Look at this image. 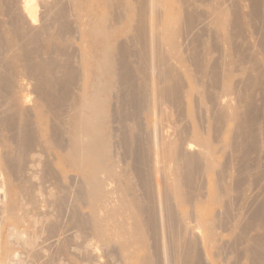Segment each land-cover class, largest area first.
I'll return each mask as SVG.
<instances>
[{
	"label": "rangeland",
	"instance_id": "obj_1",
	"mask_svg": "<svg viewBox=\"0 0 264 264\" xmlns=\"http://www.w3.org/2000/svg\"><path fill=\"white\" fill-rule=\"evenodd\" d=\"M11 1L12 0H0V264H137L140 255L142 256L145 251L147 253L149 252V261L150 263L153 262L152 264H161L162 262V264H171V259L168 257L174 252V247H177V243L173 241L174 239H172L168 231L170 228L168 216H166L169 215V212H166L168 211L166 210L168 206H171L169 208L172 215L175 212L173 216L178 220H180V216L184 211L189 212L190 209V212H194L195 210L199 211L201 217L209 216L217 219V217L220 216L222 219L218 217L217 222H219V220L221 222H219L220 224L218 223V226H216V223L214 224L215 226L204 228H195V222H193L194 220L192 217H190V222L187 219L184 221V223L189 226L190 223H193L190 227L187 226L189 227V233H187L189 236L186 235L184 237L188 238L181 239L187 242L186 244L182 241L185 243L183 249L186 251L183 250V252L180 253L184 255L183 258H188V264H194L195 262H197L195 264H203V262L204 264H241L244 262L251 264L253 261L251 258L249 260V258H242V256H237L236 254H238L237 251L243 249L245 246H252V243H254L252 239L254 237L259 235V238L264 239V216L262 213L258 212L262 210L261 206H264V0H244V2L243 0H189L190 2L185 4L186 6L180 4L181 2L177 0H160L162 2L158 0L161 4L157 3L158 7H153V9L147 7L149 9L147 11V5L145 6V10L142 9L144 8L143 5L140 7V0H84V14H87V17L80 14L78 19L74 10H71V13H69L70 11L66 12L67 21L71 23V25L68 23L69 28L66 30L62 25L58 27L60 24L55 23L56 27L54 26L52 30H39V38L35 41L37 44H35L34 41L32 42L28 36H31L33 30L38 31V29L35 30V28H40L41 25L39 24L42 23L38 19H41L42 22L45 19V7L41 6L42 4L36 7L35 15L36 18L38 17V22L36 20V23H30L32 21L29 20V17H25L27 20L24 19L25 22L19 20L21 24H19L20 27H17L18 25H11L10 23L13 22L11 21L9 23V19L19 16L22 4L20 3L21 0H15L16 2ZM48 1L52 2V0ZM80 1L81 0H71V8L80 11L79 9L83 8L80 5ZM140 2L142 3V0ZM131 3L134 5V9L129 11L125 6ZM219 3L221 5L223 3V7H227L228 17L226 18L229 20L228 23L232 24L227 23L226 27H224L226 30L224 31H222L223 29L220 30L221 28L219 30L217 28L219 21L217 20L218 18H216L218 14L216 8H219ZM9 4L14 5L11 6ZM124 4L126 5L124 6ZM136 4L139 5L137 6ZM7 6H9L8 9L14 10L12 12L11 10L8 11ZM123 8L126 10H123ZM235 10H237L238 14L240 13L239 15L237 14L240 17V21L238 20V24L236 23V25H234L235 22L232 20L233 16L236 14ZM22 11L21 15L23 16L24 12ZM116 11L119 19L117 20L121 21L118 22L119 25L117 24L118 26L112 39L116 41L117 45H120L117 46L119 49L116 51L119 54H116L120 56L119 58H121V60L117 65L116 62L118 60L115 61L114 59V63L112 62V68L115 65L114 68L117 70L115 73L118 75L115 74L111 80L112 82L106 84L105 89L111 88V90L107 89V91H105V104L103 106L105 114L110 117L108 118L106 116L107 122H105V124H108L104 125V128L110 132L108 133V142L110 144V161L113 163L111 165V172H116V174L121 177L119 178L121 183H118L120 181L115 182L113 179H106L107 176L105 173H99L97 176L103 179V181L102 179L99 181L102 183L104 182L102 185L104 186V191H106V197L108 196V198H106V201L108 200L106 205L109 204V207L117 206L119 204L117 202L120 201L117 197L120 198V194L119 191L118 194L117 192L115 193L116 189L118 190V187L122 188V186H129V188L126 189H128L130 195L127 194L126 196L125 193L126 199L130 197L127 200L131 199L135 202L137 201L136 204L138 203L140 208L142 207L141 211L144 210L145 212H141V217L139 213V217L143 220L144 235L147 236L145 237V241L147 242L135 248L133 252L134 258L131 257L130 261L126 259L125 255L123 256V253H120L122 248L118 244L113 245L114 247L106 246L102 244V242L100 243L101 240H99L97 236V238L95 237L93 230L95 219L93 218L94 214L90 203L92 202L93 204V201L95 202L98 200L99 196L96 193V195L94 193H89L90 187L86 184V180L82 173L79 170L71 168V166H69L70 162L67 159V152L69 150L67 145L71 137L70 133L66 132L69 131L70 128L68 126L72 119L71 115L75 116L77 112L75 110H77L80 104L78 102L80 99L81 101L91 99L90 97L93 93L95 78L97 77L96 79H98L99 76L97 75L98 70L95 68V62L96 60L98 61V51L99 48L103 46L104 40L90 35L88 27L90 23H92V17H97L104 13V15L109 14L113 19V14ZM149 11H152L151 14ZM233 11L235 12L234 14ZM139 13L141 15L144 14V16L146 15L145 18L148 19L140 20L141 15ZM11 14L16 15L11 17ZM42 14L45 15L43 16ZM120 14H122L120 16L121 18H119ZM189 16L194 18L188 29L191 30L190 32L186 30V33L183 32L184 34L180 32V35L181 33L183 35L178 40L180 49L186 58L184 61L178 60L175 57L173 58L171 47L169 50L168 47L170 45L168 46L167 43H164L163 46L160 44L158 45L156 42L152 41V39L151 41L148 39L150 36L147 37L148 42L145 43V41H142L137 36L139 35L137 31H141L142 29L151 30L150 27L156 26V23L164 22L165 19L169 17H171V19H176V21H178L177 23L180 25L182 22H185ZM156 18L158 20H156ZM215 22L218 24L216 25ZM15 28L17 31L19 28L18 34L17 31L14 30ZM55 32L58 38L55 36ZM22 33H24V35ZM218 33L221 34V36ZM226 38H229V41H227L228 39L226 40ZM45 39H49V44ZM12 41H14L13 46H9L10 43L12 44ZM8 46L11 48L9 49ZM15 46H17V48ZM33 47L35 49H33ZM157 47H161L162 49L160 48L161 50L159 51ZM22 48L23 50H28L27 52L30 55L28 54L27 57L29 60L26 59L27 57L22 59L20 56V60L19 57L15 58L13 56L16 55L13 52L16 51L15 53L18 54L22 51ZM41 49L42 51H40ZM165 50L171 53L172 58L164 53L166 52ZM160 52H163L165 56L170 59L162 56L163 53L160 54ZM121 61H124V63ZM160 61H164V64ZM35 62H43L45 66L48 65V76L49 74L55 75H52L53 79L49 76V79H51L48 80L47 84L43 82L44 80L41 81L40 75L37 76L41 70L35 71L32 68L34 71L32 70L31 72L30 67H34ZM226 65L232 72L231 78L229 79H226L223 75V70L225 68L222 69V67ZM28 68H30V70ZM43 71L46 73V69ZM50 71L53 73L51 74ZM70 73L74 75L72 76ZM170 73V76L167 75ZM110 77L111 76H108V78ZM49 81H53V83L50 84H57L58 87H63L60 89V92H62V94L64 93V96H61V93L58 92V87L55 86V88L57 87V94H60V96L57 95L55 88H53L54 86L52 85L51 87L55 91L48 85ZM42 86L51 88V92L53 90L52 93H55V96L57 95L53 98L54 95L52 96L50 94L52 98L49 96L48 99L51 98L49 101H55L56 98L62 97L60 102L59 99L56 100L58 101L56 103L57 107L51 106L52 109L50 107L51 104L47 106V102L42 100V89H40ZM92 86L93 88H90ZM227 86L230 88L228 91H225L224 87ZM89 89L92 90V93ZM62 90L66 91L63 92ZM88 91L90 94L87 93ZM172 92L175 95L169 94ZM82 97L85 98L83 99ZM76 101L79 103H77L78 105ZM39 103L40 106L36 105ZM58 104H60V109ZM225 108H227L228 111ZM224 110L229 112L226 113L230 115V117L228 115H226V118L223 116L224 114L222 111ZM38 111H42V117ZM56 112L60 113L57 114ZM86 113L88 114L89 112ZM221 113L223 114L222 116ZM26 120L27 122L25 123ZM56 120H58V122ZM8 121H10V123ZM18 122L19 124H17ZM53 128L55 130L56 128L59 129L61 132L58 131L59 134H62L59 139L61 140L60 145L63 143L64 151L62 150L63 146L59 148L58 146L55 147L54 144L51 146L49 144V148L46 150L44 148L43 150V146H46L45 144L43 145L42 142L44 141L45 143L48 140L47 142L50 143V139H53L51 136L53 134ZM22 131L25 133L28 132L27 135L31 136L32 140L34 139L31 141V145L27 146L28 148H25L24 151L19 148L21 145L19 143L20 141L17 139ZM131 135L133 139H131ZM197 135H202V137L208 140L207 143L212 147L211 148L208 144L212 150L210 155L217 164L220 165H217V170L215 169V171L205 173L198 172L196 177L193 178V182L195 183H191V187L194 185L197 191L194 190V187V189L191 188L194 191L193 193L189 191L192 195L194 194L193 196H198L199 199H201V204H197L198 200H194L193 203H196L195 205L181 204L180 202L179 204L176 201L174 202V199H169L171 196L169 194V188L171 186H184L182 184L183 179H180L181 181H173L169 178L174 170V163L168 162L169 164L167 163L165 165L166 161L164 162L162 158L163 143L169 141L175 142L174 140H177V142H179L177 147L180 149V152L181 150L182 152L184 151V153L187 151L185 155H194L197 158L198 155L204 154L202 152L204 146H199V143L195 141ZM177 136H179V141ZM128 141L129 144L127 143ZM138 148L141 149L139 150ZM21 151H23V154ZM17 155L23 156V159L21 157H16ZM205 155H200L197 159ZM18 160H20V162ZM181 166L183 165H180L179 169L181 170L182 168V175H185V169ZM163 168L167 169L164 170ZM181 171L180 173H182ZM199 176L202 180H200L201 178ZM24 179H27L26 182ZM219 182H223L222 184H226L227 186L230 185L228 187L233 188L232 191L231 188L229 191L230 201L227 202L229 204L228 206L227 203L223 205L213 201V197L217 193L216 190H218L217 187L221 184ZM91 183L92 182H90V185L93 186L92 184L94 181L92 184ZM22 184L29 185L30 188L33 187L32 196L34 201H31L29 196L22 192ZM62 186L64 187L62 188ZM199 188H201V190ZM116 195L118 196L116 197ZM168 195L170 196L167 197ZM209 195L210 197L207 198ZM19 197L21 202L18 201ZM26 197L29 199L27 200ZM13 205L15 208L19 205V208L14 209ZM10 208H13L14 211ZM9 210L14 213H10ZM227 210L230 214L227 213ZM252 212L255 214H252ZM104 213L105 212L100 209L98 218L104 217ZM224 213L227 215L229 214L228 217ZM258 213L262 216L259 215L258 218H256L257 220H254ZM231 215L233 217H236V215L240 217L241 215L240 220H247V223L240 221V229L237 228L231 232L230 229H228L232 222L231 218H233ZM251 215L255 216L252 217ZM16 217H18V219ZM92 218L94 220H92ZM149 219L152 220L150 221ZM249 219L254 220V222L248 227L247 224L250 222ZM152 221H155V225ZM181 223L182 222L178 224L183 225ZM243 225L245 227H243ZM193 228L196 230L192 231L194 230ZM241 229H244V234L240 233ZM209 230L216 231L215 233L217 235L212 232L213 235L211 236L212 243L218 240L215 242L216 244H208L209 238L207 234L211 233ZM240 234L244 237L246 234V239L240 240L241 237L238 239V237L241 236ZM219 237L220 239H218ZM247 240L249 241L247 242ZM261 241L263 243L260 247L261 260L259 264H264V241ZM229 244L232 245L230 246ZM217 245L218 247L220 246V249ZM236 247L239 250H237ZM238 258L242 259L240 260Z\"/></svg>",
	"mask_w": 264,
	"mask_h": 264
},
{
	"label": "bare ground",
	"instance_id": "obj_2",
	"mask_svg": "<svg viewBox=\"0 0 264 264\" xmlns=\"http://www.w3.org/2000/svg\"><path fill=\"white\" fill-rule=\"evenodd\" d=\"M12 1H15V0H12ZM11 1V2H12ZM67 1V2H66ZM141 1V0H140ZM139 1V3L141 4V6L140 7H142V5H143V7L144 8H142V9H144L145 10V6H146V8L148 7L149 9H153V7H158L157 6V3H160V2H162V1H158V0H142V3ZM177 1H179V2H181L180 4H186V3H189L190 1L189 0H177ZM217 1V0H216ZM221 1V0H220ZM224 1V0H223ZM257 1V0H256ZM8 2V1H7ZM16 2V1H15ZM67 3V5H66V3ZM83 2V3H82ZM136 2V1H135ZM193 2V1H192ZM215 2V1H214ZM219 2V1H218ZM229 2V1H228ZM243 2H244V0H243ZM242 2V3H243ZM21 4H22V6H21V8L23 9V11H22V9H20L22 12H24L23 13V16L21 15V11H20V14H19V16H18V14H17V16L18 17H14L15 15L14 14H11V17H14V18H10L9 19V23L12 21L13 23H10L11 25H15V26H17V27H20L19 26V24H21L20 22H19V20L20 21H24V19H26V18H28L29 17V20L30 21H32V22H30V23H33V22H35L37 19H38V17L36 18V7H38V5H40V4H42L41 6H43V7H45V12H46V17H45V19L43 20V22H42V20L41 19H38L42 24H39V25H41L40 26V28L39 27H37V28H35V30L36 29H38V31H34L33 30V32H31V36H28L29 37V39L33 42L34 41V43H35V41H37V39L39 38L38 36H39V30H41V31H47V30H49V29H51L52 30V28L55 26V23H57V24H60L58 27H60L61 25L63 26V28H65L66 30L69 28V25H68V23L71 25V23H70V21L68 22L67 21V14H66V12H68V11H70L69 13H71L72 11L71 10H74V13H75V15H76V17H78V16H80V14H82V15H85L84 13V7H83V5H84V0L82 1H80V5H81V7H83V8H80L79 10L80 11H76L75 9H72L71 7H72V4H71V0H52V2L50 1H48V0H42V1H40V0H21V2H20ZM124 3V2H123ZM257 3H259V2H257ZM264 3V2H263ZM8 4V3H7ZM161 4V3H160ZM194 4H195V1H194ZM213 4V3H212ZM253 4H254V2H253ZM6 5V4H5ZM9 5H14V4H9ZM71 5V6H70ZM126 4H124V6H125ZM137 5V4H136ZM139 5V4H138ZM137 5V6H138ZM183 5V6H184ZM219 5V8L217 7L216 8V10H218V11H216V12H218V14H217V16H216V18H218L217 20L219 21V25H218V30L220 29V30H222V31H224V30H226V29H224V27H226V25H227V23L229 22V20L226 18V17H228L227 16V7L225 8V6L223 7V3H222V5L219 3L218 4ZM225 5V4H224ZM227 5V4H226ZM238 5V4H237ZM240 5H241V3H240ZM255 5H256V2H255ZM19 6V5H18ZM118 6V5H117ZM160 6V5H159ZM186 6V5H185ZM8 7L9 6H7V9H8ZM42 7V8H43ZM127 7V8H126ZM234 7V6H233ZM232 7V8H233ZM256 7H257V5H256ZM5 8V7H4ZM11 8V7H10ZM13 8V7H12ZM18 8V7H17ZM40 8V7H39ZM70 8V9H69ZM120 8V7H119ZM125 8L127 9V10H129V11H131V10H133L134 9V5L131 3V4H128V6H125ZM125 8H123V10L125 9ZM146 9V11L147 10H149V9ZM162 8V7H161ZM196 8V7H195ZM231 8V9H232ZM44 9V8H43ZM125 9V10H126ZM157 9V8H156ZM214 9V8H213ZM9 10H11V9H8V11ZM14 9H12L11 10V12L13 11ZM122 10V11H123ZM143 10V11H144ZM190 10V9H189ZM6 11V10H5ZM18 11V10H17ZM83 11V12H82ZM120 11V10H119ZM138 11H140V10H138ZM155 11V10H154ZM153 11V12H154ZM186 11V10H185ZM193 11H194V9H193ZM236 11V14L233 16V18H232V20H233V22H235V24L234 25H236V23L238 24V20L240 19V17L238 16L239 14L237 13V10H235ZM264 11V10H263ZM7 12V11H6ZM44 12V13H45ZM92 12V11H91ZM145 12V11H144ZM150 12V11H149ZM148 12V13H149ZM152 12V11H151ZM151 12H150V14H151ZM157 12V11H156ZM259 12V11H258ZM262 12V11H261ZM7 13H9V12H7ZM74 13H72V14H74ZM110 13V12H109ZM121 13V12H120ZM124 13V12H123ZM146 13V12H145ZM191 13V12H190ZM235 12L233 11V14H234ZM140 14V13H139ZM141 14H142V12H141ZM140 14V15H141ZM147 14V13H146ZM238 14V15H237ZM263 14V13H262ZM13 15V16H12ZM40 15V14H39ZM43 15V14H42ZM45 15V14H44ZM43 15V16H44ZM71 15V14H70ZM97 15V14H96ZM122 14H120L119 15V18H121L120 16H121ZM157 15V14H156ZM155 15V16H156ZM187 15H189V14H187ZM192 15V14H191ZM245 15V14H244ZM72 16V15H71ZM74 16V15H73ZM86 17H87V14L85 15ZM118 15H117V11L113 14V19H112V17L111 16H109V14H107V15H104V13L103 14H100V15H98L97 17H92L93 19H92V23H90V26L88 27L89 28V33H90V35H93L94 37L96 36V37H98V39H101V40H104V44H103V46H101V48H99V51H98V49H97V51L99 52V57H98V61L96 60V69L98 70V74L97 75H99L98 76V79H96L95 78V84H94V88H93V86L92 87H90V88H93V93H92V90H90L89 89V91H91V93H92V96L90 97L91 99L90 100H84V101H81V99H80V101H76V104L78 105V108H77V110H75V111H77L76 112V114H75V116H72L71 115V121L69 122L70 123V125L68 126V127H70L69 128V131H65V130H63V131H65L66 133H70V137H71V140H70V142H69V144L67 145L68 146V148H69V150H68V152H67V159L69 160V162H70V165L69 166H71V168H73V169H76V170H79L81 173H82V175H83V177L85 178V182H86V184L90 187L89 188V190H90V192L89 193H96V194H98V200H96L95 202L93 201V204H92V202L90 203L91 204V207H92V209H93V218L95 219V225H94V235H95V237L97 236L98 238H99V240H101L100 241V243L102 242V244H104V245H106V246H113V245H115V244H118L121 248H122V250H121V252L120 253H123V256L125 255V257H126V259H129V261H130V259H131V257H133V252H134V250H135V248L136 247H138V246H141V245H143L144 243H146L147 241H145V237H147V236H145L144 235V225H143V220L140 218L141 217V212L143 211L144 212V210H142L141 211V209H142V207L140 208V206L138 205V203L136 204V202L134 201V200H127L128 198H130V197H128L127 199H126V197H125V193H126V196H127V194L128 195H130V193H128V189H126V188H129V186L128 187H126V186H122V188H119L118 187V190L116 189V191H115V193L117 192V194H118V191H119V194H120V198H118L117 196L118 195H116V197H117V199H119V200H117V201H119V202H117V203H119L118 205L117 204H113V205H117V206H114V207H109L108 205L109 204H107L106 205V203L108 202V200L106 201V198H108V196L106 197V191H104V186L102 185V184H104V182L102 183L101 181H99V180H101L100 179V177H98L97 175L99 174V173H105L106 174V179H113L115 182H118V181H120L119 180V178H121V177H119L118 176V174H116V172L115 173H113V172H111L112 170H111V165L113 164L111 161H110V156H109V152H110V150H109V142H108V133H110V132H108L105 128H104V125H106V124H108V123H106L105 124V122H107L106 121V119H107V117H108V115H106L105 114V110H104V104H105V91H107V89H110L111 90V88H107V89H105L106 88V84H108V83H110V82H112L111 80H112V78L114 77V75L116 74L115 72L117 71L114 67H115V65H114V71H113V68H112V66H113V64H112V62L114 63V59H115V61H117L116 62V65H117V63L121 60V58H119L120 56L118 55L119 53L118 52H116L117 51V49H119L117 46H120V45H117V43H116V41H114L112 38V36H114L113 34L116 32V29H117V26L119 25L118 24V22H120V21H118L119 19H118V17H117ZM137 16V15H136ZM139 16V15H138ZM146 16V15H145ZM145 16H144V14L143 15H141L140 17V20H144V19H148V18H145ZM159 16V15H158ZM258 16V15H257ZM26 17V18H25ZM75 17V16H74ZM128 17V16H127ZM160 17H161V15H160ZM185 17V16H184ZM191 17L192 16H189V17H187V20L185 21V22H182L180 25H179V23H177L178 21H176V19H174V18H172L171 19V17H169V18H167V19H165V21L164 22H162V23H156V26H152V27H150L151 28V30L150 29H142L141 31H137V33H139V35H137L138 36V38L139 39H141L142 41H145V43H147L148 42V40H147V37H149L148 39L151 41V39H152V41H154V42H156L158 45L160 44L161 46H163V44L164 43H167L168 44V48H169V50H170V47H171V53H172V55H173V58L175 57L176 59H178V60H181V61H184L186 58L184 57V53L182 52V50L180 49V44H179V38H181V36L184 34V33H186V30L187 31H189L190 32V30H188L189 28H190V26H191V21L194 19L193 17H192V19H191ZM230 17V16H229ZM241 17H242V15H241ZM123 18V17H122ZM155 18V17H154ZM175 18H177V17H175ZM180 18V17H179ZM264 18V17H263ZM78 19H79V17H78ZM118 19V20H117ZM160 19V18H159ZM185 19V18H184ZM231 19V18H230ZM27 20V19H26ZM38 20H37V22H38ZM156 20H158L157 18H156ZM231 20V21H232ZM237 20V21H236ZM117 21V22H116ZM146 21V20H145ZM182 21V20H181ZM240 21V20H239ZM1 22V21H0ZM25 22V21H24ZM27 22V21H26ZM39 22V23H40ZM74 22V21H73ZM139 22H141V21H139ZM143 22V21H142ZM153 22V21H152ZM180 22V21H179ZM232 22V23H233ZM242 22V21H241ZM6 23V22H5ZM8 23V24H9ZM36 23V22H35ZM34 23V24H35ZM77 23V22H76ZM244 23V22H243ZM118 24V25H117ZM151 24V23H150ZM193 24V23H192ZM215 24H216V22H215ZM218 24V23H217ZM216 24V25H217ZM228 24H231V23H228ZM23 25V24H22ZM21 25V26H22ZM24 25H25V23H24ZM33 25V24H32ZM140 25V24H139ZM142 25V24H141ZM146 25H147V23H146ZM232 25V24H231ZM240 25V24H239ZM87 26V25H86ZM16 27V28H17ZM56 27V26H55ZM154 27V28H153ZM9 28V27H8ZM16 28L14 29V30H16ZM24 28V27H23ZM33 28V27H32ZM78 28V27H77ZM142 28H144V27H142ZM55 29V28H54ZM65 29H64V31H65ZM23 30V29H22ZM30 30V29H29ZM61 30V29H60ZM71 30V29H70ZM148 30V31H147ZM17 31V30H16ZM15 31V32H16ZM55 31V30H54ZM63 31V30H62ZM69 31V30H68ZM67 31V32H68ZM150 31H151V34H150ZM221 31V32H222ZM18 32H19V28H18V31H17V34H18ZM58 32V31H57ZM61 32V31H60ZM66 32V33H67ZM146 32H148V33H146ZM180 32H184L183 34L181 33V35H180ZM219 32V31H218ZM24 33H27V32H24ZM24 33H22L23 35H24ZM56 33V32H55ZM223 33V32H222ZM16 34V33H15ZM16 34V35H17ZM44 34H46V33H44ZM47 34H49V33H47ZM50 34H51V32H50ZM49 34V35H50ZM192 34V33H191ZM219 34V33H218ZM21 35V34H20ZM28 35V34H27ZM135 35V34H134ZM195 35V34H194ZM220 36H221V34H219ZM55 36H57V33H56V35ZM137 36H136V38H137ZM186 36V35H185ZM192 36V35H191ZM190 36V37H191ZM223 36V35H222ZM11 37V36H10ZM27 37V36H26ZM26 37H24V38H26ZM47 37V36H46ZM48 37H50V36H48ZM59 37H61V36H59ZM70 37V36H69ZM69 37H68V39H69ZM76 37V36H75ZM93 37V38H94ZM225 37V36H224ZM1 38V37H0ZM22 38H23V36H22ZM22 38H20V39H22ZM51 38H52V36H51ZM57 38H58V36H57ZM129 38V37H128ZM133 38V37H132ZM135 38V37H134ZM13 39V38H12ZM42 39V38H41ZM54 39V38H53ZM96 39V38H95ZM187 39V38H186ZM197 39H198V37H197ZM221 39V38H220ZM228 39V40H227ZM14 40V39H13ZM19 40V39H18ZM30 40H29V42H30ZM46 40V39H45ZM45 40H43V41H45ZM57 40V39H56ZM72 40V39H71ZM117 40V39H116ZM134 40V39H133ZM147 40V41H146ZM185 40V39H184ZM203 40V39H202ZM226 40L227 41H229V38H226ZM2 41V40H1ZM16 41V40H15ZM25 41V40H24ZM47 41V43H48V41H49V39L48 40H46ZM51 41V40H50ZM118 41V40H117ZM141 41V42H142ZM21 42V41H20ZM27 42V41H26ZM52 42V41H51ZM55 42V41H54ZM58 42H59V39H58ZM180 42H181V40H180ZM183 42V41H182ZM196 42H199V41H196ZM9 43V42H8ZM13 43H14V41H12V44L10 43L9 44V46L10 45H12L13 46ZM28 43V42H27ZM31 43V42H30ZM43 43V42H42ZM41 43V44H42ZM62 43V42H61ZM60 43V44H61ZM119 43V42H118ZM20 44V43H19ZM35 44H37V42L35 43ZM34 44V45H35ZM49 44V43H48ZM47 44V45H48ZM57 44V43H56ZM153 44V43H152ZM155 44V43H154ZM157 44H156V46H157ZM186 44H187V42H186ZM199 44V43H198ZM32 45V44H31ZM45 45V44H44ZM71 45V44H70ZM69 45V46H70ZM184 45V44H183ZM192 45V44H191ZM8 46V47H9ZM57 46V45H56ZM146 46V45H145ZM150 46V45H149ZM152 46V45H151ZM16 48H17V46H15ZM37 47H38V45H37ZM36 47V48H37ZM45 47V46H44ZM121 47H122V45H121ZM120 47V48H121ZM165 47V46H164ZM188 47V46H187ZM11 47H9V49H10ZM50 48V47H49ZM48 48V49H49ZM63 48V47H62ZM158 49H159V51L162 49L161 47V49L159 48V47H157ZM167 48V47H166ZM33 49H35L34 47H33ZM70 49V48H69ZM157 49V50H158ZM20 50H21V48H20ZM47 50V49H46ZM53 50V49H52ZM144 50H146V49H144ZM1 51V50H0ZM28 50H23V48H22V51L21 52H19L18 54L17 53H15V52H13L14 54H16V55H13L15 58L16 57H19L20 58V56H21V58L23 59V58H25V57H27L28 56V52H27ZM40 51H42V49L40 50ZM58 51V50H57ZM70 51H71V49H70ZM155 51H156V49H155ZM163 51H164V49H163ZM166 51V50H165ZM185 51V50H184ZM49 52V51H48ZM54 52V51H53ZM67 52V51H66ZM120 52V51H119ZM146 52V51H145ZM43 53V52H42ZM80 53V52H79ZM116 53H118V54H116ZM156 53H157V51H156ZM161 53H163V52H160V54ZM165 54H167L169 57L171 56V53L170 52H164ZM163 53V55L162 56H165V54ZM6 54V53H5ZM34 54V53H33ZM37 54V53H36ZM148 54V53H147ZM158 54H159V52H158ZM157 54V55H158ZM186 54V53H185ZM30 55V54H29ZM50 55V54H49ZM12 56V55H11ZM190 56H192V55H190ZM189 56V57H190ZM13 57V58H14ZM53 57V56H52ZM159 57V56H158ZM165 57H167V56H165ZM169 57H167L168 59H170V58H172V56L169 58ZM18 58V59H19ZM21 58H20V60H21ZM30 58V57H29ZM32 58H34V57H32ZM79 58V57H78ZM160 58V57H159ZM192 58H194V57H192ZM17 59V60H18ZM27 60H29L28 59V57L26 58ZM25 59V60H26ZM52 59V58H51ZM68 59V58H67ZM82 59V58H81ZM80 59V60H81ZM164 59V58H163ZM187 59H188V57H187ZM24 60V61H25ZM26 60V61H27ZM48 60V59H47ZM59 60V59H58ZM147 60V59H146ZM172 60V59H171ZM197 60V59H196ZM54 61V60H53ZM126 61V60H125ZM145 61V60H144ZM148 61H149V59H148ZM165 61V60H164ZM163 61V62H164ZM19 62V61H18ZM21 62V61H20ZM28 62V61H27ZM63 62V61H62ZM68 62V61H67ZM121 62H123L124 63V61H121ZM161 62V61H160ZM163 62H161L162 64H164ZM197 62V61H196ZM13 63V62H12ZM22 63V62H21ZM25 63V62H24ZM39 63V62H38ZM34 63V67H32L31 65V72H32V70L34 69L35 71H39V70H41L40 72H41V74H40V72H39V74L37 75V76H41L40 77V79H41V81L42 80H44L43 82H46V84L48 83V80H50L51 78H52V75L53 76H55L54 74H52L51 73V71H50V73L52 74V75H50L49 74V76H51V78L49 79V76H48V62H47V66H45L44 65V63L42 64V63ZM60 63V62H59ZM32 64H33V62H32ZM36 64V65H35ZM54 64V63H53ZM56 64H58V63H56ZM65 64V63H64ZM193 64V63H192ZM9 65V64H8ZM16 65V64H15ZM27 65V64H26ZM125 65V64H124ZM123 65V66H124ZM147 65H148V63H147ZM23 66V65H22ZM51 66V65H50ZM49 66V67H50ZM94 66V65H93ZM122 66V65H121ZM121 66H120V68H121ZM129 66V65H128ZM159 66V65H158ZM165 66H166V64H165ZM229 66V65H228ZM13 67H15V66H13ZM25 67V66H24ZM54 67V66H53ZM78 67V66H77ZM118 67V66H117ZM148 67H149V65H148ZM164 67V66H163ZM11 68H12V66H11ZM30 68H28L29 70H30ZM33 68V69H32ZM72 68V67H71ZM225 68V69H224ZM46 69V73H45V71H43V70H45ZM51 69V68H50ZM55 69V68H54ZM60 69V68H59ZM118 69H119V67H118ZM214 69V68H213ZM222 69H224L223 70V72H224V76H225V78L226 79H229V78H231V74H232V72H231V69L229 68V67H227V65L225 66V67H222ZM25 70V69H24ZM33 70V71H34ZM48 70V71H47ZM132 70V69H131ZM162 70V69H161ZM160 70V71H161ZM15 71V70H14ZM163 71V70H162ZM27 72V71H26ZM57 72H58V70H57ZM56 72V73H57ZM60 72V71H59ZM65 72V71H64ZM71 72V71H70ZM130 72V71H129ZM164 72H165V70H164ZM163 72V73H164ZM168 72V71H167ZM217 72V71H216ZM222 72V73H223ZM17 73V72H16ZM37 73V72H36ZM73 73H75V72H73ZM219 73V72H218ZM72 73H70V75H71ZM96 74V73H95ZM120 74V73H119ZM127 74V73H126ZM125 74V75H126ZM221 74V73H220ZM12 75V74H11ZM74 74H72V76H73ZM77 75V74H76ZM116 75H118V74H116ZM129 75V74H128ZM167 75H171V73L170 74H167ZM218 75V74H217ZM28 76V75H27ZM108 76H111L110 78H108ZM169 76H167V77H169ZM222 76V75H221ZM15 77V76H14ZM33 77V76H32ZM75 77V76H74ZM127 77V76H126ZM218 77V76H217ZM11 78V77H10ZM16 78V77H15ZM39 79V78H38ZM40 79H39V81H40ZM53 79V78H52ZM73 79V78H72ZM221 79V78H220ZM15 80H17V79H15ZM57 80V79H56ZM2 81V80H1ZM11 81V80H10ZM40 81V82H41ZM54 81V80H53ZM53 81H49V84L48 85H50V87L53 85V84H50V83H53ZM94 81V80H93ZM120 81V80H119ZM114 82V81H113ZM10 83V82H9ZM55 84V83H54ZM92 84V83H91ZM113 84V83H112ZM41 85V84H40ZM43 85H45V84H43ZM62 85V84H61ZM115 85V84H114ZM131 85V84H130ZM54 87L53 88H55V86H57L58 87V85L57 84H55V85H53ZM113 86V85H112ZM111 86V87H112ZM134 86V85H133ZM56 87V88H57ZM60 87V86H59ZM57 88V89H59L58 90V92H60V89H62L63 87H60V88ZM78 87V86H77ZM110 87V86H109ZM222 87V86H221ZM52 88V87H51ZM51 88H47V87H45V86H42L40 89H42V100H44V102H47L46 104H47V106H49L50 104V107L51 106H55V107H57V105H56V103L58 102V101H56V100H58L59 99V102H60V100H62L61 98L62 97H59L60 96V94H57V89L55 88V90H56V94L57 95H59L58 97L59 98H56V100L54 101V100H52V101H49V99L51 100V98H52V96L55 94V93H52L53 92V90H52V92H51ZM113 88V87H112ZM131 88V87H130ZM230 87H224V90L225 91H228V89H229ZM10 89V88H9ZM81 89V88H80ZM168 89V88H167ZM179 89V88H178ZM198 89V88H197ZM54 90V91H55ZM109 90V91H110ZM136 90V89H135ZM199 90V89H198ZM222 90V89H221ZM63 92L64 91H66V90H62ZM89 91L87 92L88 94H90L89 93ZM110 92H112V91H110ZM131 92V91H130ZM136 92V91H135ZM171 92V91H170ZM13 93V92H12ZM61 93V96H64V93L62 94V92H60ZM163 93H164V91H163ZM173 93V92H172ZM172 93H169V94H171V95H175L174 93L172 94ZM52 96H51V95ZM168 94V93H167ZM56 95V96H57ZM84 95V94H83ZM83 95H81V96H83ZM170 95V96H171ZM51 97V98H49L48 99V97ZM55 95L53 96V98H55L56 97ZM78 96V95H77ZM112 96V95H111ZM165 96H166V93H165ZM164 96V97H165ZM15 97V96H14ZM73 97V96H72ZM172 97V96H171ZM175 97V96H174ZM215 97V96H214ZM16 98V97H15ZM78 98V97H77ZM80 98V97H79ZM83 98V97H82ZM85 98V97H84ZM83 98V99H84ZM131 98H132V96H131ZM22 99H24V98H22ZM82 99V100H83ZM88 99H89V97H88ZM23 101V100H22ZM66 101V100H65ZM75 101V100H74ZM127 101V100H126ZM132 101V100H131ZM50 102V103H49ZM63 102V101H62ZM73 102V101H72ZM106 102H108V101H106ZM130 102V101H129ZM20 103V102H19ZM41 103V102H40ZM40 103L39 104H36V105H38V106H40ZM131 103H134V102H131ZM24 104V103H23ZM42 104V103H41ZM45 104V103H44ZM45 104V105H46ZM61 104V103H60ZM60 104H58V107H59V105ZM17 105V104H16ZM72 105V104H71ZM75 105V104H74ZM135 105V104H134ZM64 106V105H63ZM75 107V106H74ZM102 107H103V109H102ZM133 107V106H132ZM138 107V106H137ZM16 108V107H15ZM14 108V109H15ZM52 108V107H51ZM113 108V107H112ZM115 108V107H114ZM134 108V107H133ZM53 109V108H52ZM59 109H60V107H59ZM59 109H58V111H59ZM135 109H136V106H135ZM218 109V108H217ZM225 109H227V108H225ZM51 110V109H50ZM56 110V109H55ZM130 110V109H129ZM219 110V109H218ZM222 110V109H221ZM15 111H17V110H15ZM20 111V110H19ZM45 111H46V108H45ZM52 111V110H51ZM51 111H50V113H51ZM114 111H116V110H114ZM133 111V110H132ZM227 111H228V109H227ZM227 111H222L223 112V114L221 113V116L223 115L225 118H226V115H228L227 113H229V112H227ZM39 112V111H38ZM53 112V111H52ZM73 112V111H72ZM86 112H89L88 114L86 113ZM227 112V113H226ZM40 113V115H41V117H42V111H40L39 112ZM38 113V114H39ZM57 114H59L58 112H56ZM55 113V114H56ZM37 114V115H38ZM43 114H45V113H43ZM65 114V113H64ZM71 114H73V113H71ZM125 114V113H124ZM183 114V113H182ZM53 115V114H52ZM197 115V114H196ZM16 116V115H15ZM25 116V115H24ZM51 116V115H50ZM58 116V115H57ZM57 116H55V117H57ZM70 116V115H69ZM107 116V117H106ZM112 116V115H111ZM115 116V115H114ZM120 116V115H119ZM220 116V115H219ZM229 117H230V115H228ZM227 116V117H228ZM5 117V116H4ZM122 117V116H121ZM126 117V116H125ZM27 118V117H26ZM65 118V117H64ZM69 118V117H68ZM108 118H110V117H108ZM183 118V117H182ZM223 118V117H222ZM25 119V118H24ZM229 119V118H228ZM10 120V119H9ZM17 120V119H16ZM234 120V119H233ZM57 122H58V120H56ZM59 121H60V119H59ZM68 121H69V119H68ZM119 121H121V120H119ZM9 123H10V121H8ZM24 122V121H23ZM27 122V120L25 121V123ZM31 122V121H30ZM67 122V121H66ZM1 123V122H0ZM14 123V122H13ZM45 123V122H44ZM53 123V122H52ZM7 124V123H6ZM16 124V123H15ZM17 124H19V122L17 123ZM22 124V123H21ZM58 124V123H57ZM45 125V124H44ZM52 125V124H51ZM56 125V124H55ZM62 125V124H61ZM16 126V125H15ZM22 126V125H21ZM24 126V125H23ZM53 126H54V124H53ZM57 126V125H56ZM140 126V125H139ZM11 127V126H10ZM67 127V128H68ZM22 128V127H21ZM58 128H61V127H58ZM16 129V128H15ZM30 129V128H29ZM118 129H119V127H118ZM130 129V128H129ZM20 130V129H19ZM27 130V129H26ZM25 130V131H26ZM41 130V129H40ZM50 130H51V127H50ZM68 130V129H67ZM21 131V130H20ZM60 132V130L59 129H57L56 128V130L53 128V134L51 135L52 136V138L53 139H50L51 141H50V143L49 142H47L46 141V139H45V143H44V141L42 142L43 143V145L45 144V146L46 147H44L43 146V150H44V148H45V150L46 149H48L49 147V144H50V146L52 145V144H54V146L55 147H59V148H61L62 146H63V143H62V145H60V142H61V140L59 139V138H61V135L62 134H59V132ZM122 131H123V129H122ZM130 131V130H129ZM30 132H31V130H30ZM50 132V131H49ZM52 132V131H51ZM139 132V131H138ZM179 132V131H178ZM28 133V132H27ZM27 133H25V132H23L22 131V133H20L19 135H18V137H17V139L20 141H18L19 143H20V145H21V147H19L21 150H23L24 151V149L25 148H28L27 146H30L31 144V141H33L32 140V137L31 136H28L27 135ZM34 133V132H33ZM61 133V132H60ZM112 133V132H111ZM46 134V133H45ZM136 134V133H135ZM177 134V133H176ZM185 134V133H184ZM14 136V135H13ZM60 136V137H59ZM124 136V135H123ZM141 136V135H140ZM147 136V135H146ZM156 136V135H155ZM184 136V135H183ZM248 136V135H247ZM110 137V136H109ZM143 137V136H142ZM163 137V136H162ZM178 138V141H179V136H177ZM181 137V136H180ZM46 138H48V137H46ZM49 138H50V136H49ZM48 138V139H49ZM62 138H63V136H62ZM67 138V137H66ZM136 138V137H135ZM42 139V138H41ZM127 139H128V137H127ZM131 139H133L132 138V135H131ZM138 139V138H137ZM136 139V140H137ZM140 139V138H139ZM171 139V138H170ZM135 140V139H134ZM143 140V139H142ZM159 140V139H158ZM183 140V139H182ZM192 140V139H191ZM15 141V140H14ZM65 141V140H64ZM63 141V142H64ZM109 141H110V139H109ZM115 141V140H114ZM175 142H166V143H163V148H162V153H163V156H162V158H163V161L165 162L166 161V163H165V165L169 162V163H171V162H173L174 163V170L172 171V175L171 174H169V175H171V176H173V177H171V176H169V178L171 179V180H173V181H177V180H179V181H181L182 179V184L184 185V186H182V187H175V186H169L170 188V193H169V191H168V193L171 195H168L167 197H169V199L170 198H172V199H174V202L176 201V202H180L181 204L183 203V204H188V205H195L196 203H193L194 202V200H198L197 202V204L199 205V204H201L202 203V201H201V199H199V197L197 196V197H195V196H193L191 193H190V191H192V193L194 192L191 188H193L194 187V185H193V187H191V183H195V182H193V178L194 177H196V174L198 173V172H209V171H215V169H216V167H217V165H220V164H217V162L214 160V158L210 155L211 154V145L209 144V143H207V141L208 140H206L204 137H202V135L200 136V135H197V138L195 139V141L196 142H198L199 143V146H201V147H203L204 146V149H202L203 151V153L204 154H200V155H205L204 157L203 156H201L199 159H197L200 155H198V157L196 158V156H194V155H189L188 156V154L187 155H185L186 153H187V151L184 153V151L182 152V150H181V152H180V149H178V147H177V144L179 143V142H177V140H174ZM192 141H194V140H192ZM17 142V143H18ZM67 142V141H66ZM136 142V141H135ZM177 142V143H176ZM47 143H48V145H47ZM111 143V142H110ZM126 143V142H125ZM128 144H129V141L127 142ZM132 143V142H131ZM188 143V142H187ZM210 143H211V141H210ZM210 145V147H209V145ZM212 144V143H211ZM138 145H139V143H138ZM257 145V144H256ZM61 146V147H60ZM128 146V145H127ZM131 146H132V144H131ZM143 146V145H142ZM162 146V145H161ZM66 147V146H65ZM187 147H188V145H187ZM224 147V146H223ZM63 148H64V146L62 147V150H63ZM225 148V147H224ZM224 148H222V149H224ZM139 149V148H138ZM141 149V148H140ZM139 149V150H140ZM29 150V149H28ZM225 150V149H224ZM23 151H21V153L23 152ZM64 151V150H63ZM128 151V150H127ZM161 151V150H160ZM205 151V152H204ZM215 151V150H214ZM223 151V150H222ZM19 152V151H18ZM146 152H148V151H146ZM150 152V151H149ZM20 153V152H19ZM26 153V152H25ZM24 153V154H25ZM137 153V152H136ZM215 153V152H214ZM23 154V153H22ZM131 154V153H130ZM149 154V153H148ZM184 154V155H183ZM196 154V153H195ZM19 155V154H18ZM16 156V157H21V156ZM120 155V154H119ZM124 155V154H123ZM197 155V154H196ZM148 156V155H147ZM193 156V157H192ZM54 157V156H53ZM116 157V156H115ZM22 159H23V156L21 157ZM26 158V157H25ZM118 158V157H117ZM161 158V157H160ZM18 159V158H17ZM141 159V158H140ZM161 160V159H160ZM19 162H20V160H18ZM140 161V160H139ZM145 161V160H144ZM147 161V160H146ZM163 162V163H164ZM12 163V162H11ZM22 163V162H21ZM132 163V162H131ZM146 163V162H145ZM168 163V164H169ZM219 163V162H218ZM143 164V163H142ZM180 165H183V166H181V167H183L185 170V175H182L183 174V172L181 171L182 170V168H181V170L179 169V167H180ZM144 166V165H143ZM20 167V166H19ZM23 168V167H22ZM149 168V167H148ZM169 168V167H168ZM113 169V168H112ZM164 170L165 169H167V168H163ZM22 170V169H21ZM53 170V169H52ZM116 170V169H115ZM134 170V169H133ZM178 170H180L182 173H180V171H178ZM217 170V169H216ZM124 171V170H123ZM142 171V170H141ZM14 172V171H13ZM126 172V171H125ZM143 172V171H142ZM150 172V171H149ZM179 172V173H178ZM243 172V171H242ZM117 173H119V172H117ZM228 173V172H227ZM104 174V175H105ZM144 174V173H143ZM122 175V174H121ZM238 176V175H237ZM240 176V175H239ZM59 177V176H58ZM67 177V176H66ZM70 177V176H69ZM76 177V176H75ZM137 177H138V175H137ZM143 177V176H142ZM200 177V176H199ZM221 177V176H220ZM236 177V176H235ZM243 177V176H242ZM125 178V177H124ZM128 178V177H127ZM133 178H135V177H133ZM145 178H146V176H145ZM149 178V177H148ZM201 178V177H200ZM222 178V177H221ZM73 179H75V178H73ZM123 179V178H122ZM121 179V180H122ZM141 179V178H140ZM181 179V180H180ZM220 179V178H219ZM25 180V179H24ZM27 180V179H26ZM26 180H25V182H26ZM29 180V179H28ZM134 180V179H133ZM196 180H198V179H196ZM200 180H202V178L200 179ZM218 180V179H217ZM231 180V179H230ZM236 180V179H235ZM73 181V180H72ZM93 181H94V183H93ZM102 181H103V179H102ZM238 181V180H237ZM90 182H92L91 184L93 185V186H91L90 185ZM145 182V181H144ZM171 182V181H170ZM202 182V181H201ZM231 182V181H230ZM229 182V183H230ZM235 182V181H234ZM54 183V182H53ZM82 183H83V181H82ZM118 183H121V181L120 182H118ZM219 183H221V182H219ZM223 183V182H222ZM221 183V184H222ZM228 183V184H229ZM241 183V182H240ZM29 184V183H28ZM61 184H62V182H61ZM66 184V183H65ZM174 184V183H173ZM217 184V183H216ZM221 184H219V185H221ZM30 185H31V182H30ZM86 185V186H87ZM120 185V184H119ZM126 185V184H125ZM128 185V184H127ZM145 185H146V183H145ZM171 185V184H170ZM175 185V184H174ZM218 185V187H217V189L218 190H216L217 191V193H216V195L213 197V201L215 202V203H218V204H223V205H226V203L227 202H229L230 201V199H229V197H230V194H229V191H230V188L231 187H228V186H230V185H226V184H222L221 186H219ZM56 186V185H55ZM72 186V185H71ZM76 186V185H75ZM121 186V185H120ZM147 186V185H146ZM149 186V185H148ZM151 186V185H150ZM195 186H196V184H195ZM203 186V185H202ZM235 186V185H234ZM61 187V186H60ZM64 186H62V188H63ZM77 187V186H76ZM131 187V186H130ZM200 187H201V185H200ZM21 188H22V192H24V194H26V195H28L29 196V198H30V200L32 201L33 200V196H32V191H33V187L32 188H30L29 187V185L27 186V185H23L22 184V186H21ZM54 188V187H53ZM74 188V187H73ZM88 188V187H87ZM195 188V187H194ZM193 188V189H194ZM202 188V187H201ZM201 188H199L200 190H201ZM216 188V187H215ZM32 189V190H31ZM85 189V188H84ZM103 189V190H102ZM106 189V188H105ZM167 189V188H166ZM198 189V188H197ZM232 189L233 188H231V191H232ZM59 190V189H58ZM111 190V189H110ZM109 190V191H110ZM114 190H115V187H114ZM132 190V189H131ZM130 190V191H131ZM168 190V189H167ZM190 190V191H189ZM194 190H196V188L194 189ZM35 191V190H34ZM56 191V190H55ZM62 191V190H61ZM64 191V190H63ZM86 191V190H85ZM129 191V192H130ZM197 191V190H196ZM21 192V191H20ZM19 192V193H20ZM37 192V191H36ZM58 192V191H57ZM87 192H88V190H87ZM112 192H113V190H112ZM243 192V191H242ZM64 193V192H63ZM108 193V192H107ZM114 193V192H113ZM131 193H133V192H131ZM200 193V192H199ZM23 194V193H22ZM78 194V193H77ZM95 194V195H96ZM134 194V193H133ZM136 194V193H135ZM167 194V193H166ZM197 194V193H196ZM201 194V193H200ZM203 194H205V193H203ZM19 195V194H18ZM20 195H21V193H20ZM34 195V194H33ZM108 195V194H107ZM198 195V194H197ZM234 195V194H233ZM238 195V194H237ZM17 196V195H16ZM53 196V195H52ZM58 196V195H57ZM110 196V195H109ZM165 196V195H164ZM205 196V195H204ZM242 196V195H241ZM21 197V196H20ZM20 197H19V202H21L20 201ZM59 197V196H58ZM77 197V196H76ZM79 197V196H78ZM94 197V196H93ZM155 197V196H154ZM166 197V196H165ZM201 197H202V195H201ZM210 197V195L207 197V198H209ZM28 198V199H29ZM81 198V197H80ZM132 198V197H131ZM135 198H136V196H135ZM134 198V199H135ZM21 199H23V198H21ZM26 199H27V197H26ZM27 199V200H28ZM34 199H35V196H34ZM137 199V198H136ZM56 200V199H55ZM60 200H61V198H60ZM85 200V199H84ZM110 200V199H109ZM164 200H166V199H164ZM168 200V199H167ZM34 201V200H33ZM56 201H58V200H56ZM65 201V200H64ZM64 201H62V202H64ZM169 201V200H168ZM173 201V200H172ZM25 202V201H24ZM23 202V203H24ZM59 202V201H58ZM164 202V201H163ZM232 202V201H231ZM65 203H67V202H65ZM141 203V202H140ZM155 203V202H154ZM178 203H176V204H178ZM179 203V204H180ZM16 204H18V203H16ZM29 204H30V202H29ZM54 204H56V203H54ZM236 204V203H235ZM262 204V203H261ZM63 205V204H62ZM164 205V204H163ZM167 205V204H166ZM229 204L227 203V206H228ZM19 206V205H18ZM14 207V205H13V208L14 209H17V208H19V207ZM61 206V205H60ZM65 206H66V204H65ZM111 206V205H110ZM149 206V205H148ZM168 206V205H167ZM10 207H11V205H10ZM23 207V206H22ZM57 207V206H56ZM169 207H171V206H168L167 208H166V210H168V211H166L167 213L169 212V215H166V216H168L167 218H168V224H169V226H170V228H169V226H168V231H169V233H170V236L172 237V239H174L173 241H176V243H177V247H174L175 248V250H174V248H173V250H174V252L173 251H171V252H173V253H171L170 254V256L168 257V258H170L171 260V264H188L189 262H188V258L186 259L185 257V259L183 258V256L184 255H181V253L180 252H183V250H185V249H183L184 248V244L186 243L187 244V242H185L184 240H181V239H184L185 237L184 236H186V235H188L187 233H189L188 231H189V227L191 226V224H193V223H190V226L189 225H187V224H185L184 223V221H186V219L189 221L191 218L190 217H192L193 218V222H195L194 224H195V228H204V227H212V226H215L214 224H216V226H218V223L220 222V220H219V222H217L218 220V217L220 218V216H216L217 217V219L216 218H213V217H201V215H200V213H199V211H194V212H190L191 211V209H190V211L188 212V211H184L183 213H182V215L180 216V220H178L177 218H175V216H173L174 214H175V212H174V214L172 215V212H171V210H170V208ZM262 208V210H259L258 212H260V213H262V215L264 216V206H261ZM9 208V207H8ZM13 208L11 209V210H13ZM58 208V207H57ZM62 208V207H61ZM152 208V207H151ZM192 208V207H191ZM100 209L101 210H103L105 213V216L103 217L102 216V218H98V214H99V212H100ZM172 209V208H171ZM257 209V208H256ZM259 209V208H258ZM20 210H22V209H20ZM63 210V209H62ZM221 210V209H220ZM226 210V209H225ZM237 210V209H236ZM7 211V210H6ZM14 211V210H13ZM13 211H11V212H13ZM64 211V210H63ZM67 211V210H66ZM172 211H174V210H172ZM9 212H10V210H9ZM10 212V213H11ZM71 212V211H70ZM225 212V211H224ZM232 212V211H231ZM14 213V212H13ZM16 213H17V211H16ZM65 213V212H64ZM63 213V214H64ZM139 213H140V217H139ZM145 213V212H144ZM190 213H193V214H190ZM227 213H229L228 212V210H227ZM260 213H258V214H256L257 216H255V215H251L252 217H254L255 216V218H254V220H257L256 218H258V216L259 215H261ZM156 214V213H155ZM225 214V213H224ZM223 214V215H224ZM230 214V213H229ZM228 214V215H229ZM235 214V213H234ZM252 214H255V213H253L252 212ZM18 215V214H17ZM20 215V214H19ZM192 215V216H191ZM219 215V214H218ZM225 215H227V214H225ZM228 215H227V217H228ZM261 215V216H262ZM153 216V215H152ZM232 216V215H231ZM22 217V216H21ZM67 217V216H66ZM179 217V216H178ZM227 217H226V219H227ZM233 217V216H232ZM245 217V216H244ZM17 219H18V217H16ZM92 218V220H94ZM149 218V217H148ZM151 218V217H150ZM156 219V218H155ZM179 221H177V220ZM221 219V218H220ZM241 219V215H240V217H239V215H236V217L234 216L233 218H231V220H232V222H231V224H230V226H229V228L228 229H230V231L231 232H233L232 230H235V229H237V228H239L240 229V224H241V222L243 221H241L240 220ZM253 219V218H252ZM128 220H130V221H128ZM150 221L152 220V219H149ZM222 220V219H221ZM228 220V219H227ZM250 220V222L247 224L248 225V227L254 222V220H251V219H249ZM19 221V220H18ZM191 221V220H190ZM189 221V222H190ZM241 221V222H240ZM247 221V220H246ZM245 220L243 221V223L244 222H246ZM153 222V221H152ZM155 222V221H154ZM154 222H153V224H154ZM180 222H182L181 224H183V225H179L178 223H180ZM225 222V221H224ZM223 222V223H224ZM151 223V222H150ZM188 223V222H187ZM221 223V222H220ZM219 223V224H220ZM247 223V222H246ZM257 223V222H256ZM152 224V223H151ZM150 224V225H151ZM259 224V223H258ZM155 225V224H154ZM263 225V224H262ZM152 226V225H151ZM151 226H149V227H151ZM187 226H189V227H187ZM260 226V225H259ZM194 227V226H193ZM242 227V226H241ZM243 227H245L244 225H243ZM242 227V228H243ZM247 227V226H246ZM81 228V227H80ZM220 228V227H219ZM87 229V228H86ZM85 229V230H86ZM154 229V228H153ZM158 229V228H157ZM194 229V228H193ZM210 229V228H209ZM214 229V228H213ZM196 229H194V230H192V231H195ZM210 231V230H209ZM227 231V230H226ZM229 231V230H228ZM242 231V232H241ZM241 231H240V233H243L244 234V229L242 230L241 229ZM158 232V231H157ZM191 232V231H190ZM211 233H209V234H207L208 235V238H209V241H208V244H216L215 242L216 241H218V240H215V242H213L212 243V241H211V236L213 235L212 234V232H214V231H210ZM216 232V231H215ZM214 232V234H216ZM28 233V232H27ZM192 233V232H191ZM194 233V232H193ZM229 234V233H228ZM235 234V233H234ZM237 234V233H236ZM147 235V234H146ZM196 235V234H195ZM217 235V234H216ZM241 235V234H240ZM189 236V235H188ZM247 235L245 234V237H246ZM259 236V235H258ZM258 236H256V237H254L252 240V242H254V243H252L253 245L252 246H245L243 249H241V250H239V249H237V247H236V249L237 250H239V251H237V253L238 254H236L237 256H242V258H249V260H250V258L253 260H251L252 261V263L251 264H259V262H260V260H261V256H260V247L262 246V241L261 240H263L264 241V239H261V238H259ZM96 237V238H97ZM191 237V236H190ZM241 237V238H240ZM243 235H241V236H239L238 237V239L240 238V240L242 239V240H244V238H245ZM186 238H188V237H186ZM185 238V239H186ZM249 238V237H248ZM147 239V238H146ZM168 239V238H167ZM218 239H220V237L218 238ZM246 239V238H245ZM251 239V238H250ZM162 240V239H161ZM189 240V239H188ZM190 240H191V238H190ZM190 240H189V242H190ZM240 240H238V241H240ZM154 241V240H153ZM182 241H184L185 243H183ZM237 241V240H236ZM246 241V240H245ZM244 241V242H245ZM249 240H247V242H248ZM155 242V241H154ZM158 242V241H157ZM168 242V241H167ZM192 242V241H191ZM161 243V242H160ZM153 244V243H152ZM219 244V243H218ZM241 244H242V242H241ZM249 244V243H248ZM118 245H116V246H118ZM154 245V244H153ZM189 245V244H188ZM193 245H194V242H193ZM222 245V244H221ZM230 245V244H229ZM232 245V244H231ZM230 245V246H231ZM243 245H244V243H243ZM216 246V245H215ZM242 246V245H241ZM114 247V246H113ZM217 247H218V245H217ZM220 247V246H219ZM218 247V248H219ZM118 248V247H117ZM120 248V249H121ZM146 248V247H145ZM158 248V247H157ZM199 248V247H198ZM149 249V248H148ZM154 249V248H153ZM171 249V248H170ZM190 249V248H189ZM220 249V248H219ZM234 249H235V247H234ZM263 249H264V247H263ZM263 249H262V251H263ZM118 250V249H117ZM191 250V249H190ZM196 250V249H195ZM230 250V249H229ZM112 251V250H111ZM186 251V250H185ZM196 252H198V251H196ZM225 252V251H224ZM136 253V252H135ZM191 253V252H190ZM194 253H195V251H194ZM148 254H149V252L147 253L146 251H145V253L143 252V255L141 256L140 255V257H139V259H138V262H137V264H152V263H150V261H149V257L150 256H148ZM187 254V253H186ZM232 254V253H231ZM135 255V254H134ZM158 255H159V253H158ZM190 255V254H189ZM262 255V254H261ZM194 256V255H193ZM160 257V256H159ZM161 257H163V256H161ZM134 258V257H133ZM200 258V257H199ZM241 258V259H242ZM122 259H123V257H122ZM153 259V258H152ZM224 259V258H223ZM233 259V258H232ZM238 259H240V258H238ZM238 259H236V260H238ZM240 259V260H241ZM159 260V259H158ZM194 260V259H193ZM235 260V259H234ZM128 261V260H127ZM126 261V262H127ZM153 261V260H152ZM156 261V260H155ZM154 261V262H155ZM160 261V260H159ZM189 261H190V258H189ZM199 261V260H198ZM125 262V263H126ZM237 262V261H236ZM238 262H241V261H238ZM248 262V261H247ZM159 263V262H158ZM163 263V262H162ZM161 263V264H162ZM194 263V262H193ZM195 263H197V262H195ZM194 263V264H195ZM200 263V262H199ZM231 263V262H230ZM203 264H204V262H203ZM232 264V263H231ZM241 264H247L246 262H244V263H241ZM249 264V263H248Z\"/></svg>",
	"mask_w": 264,
	"mask_h": 264
}]
</instances>
